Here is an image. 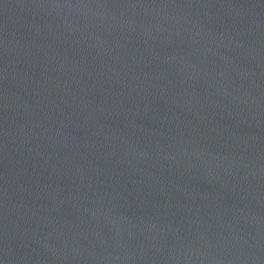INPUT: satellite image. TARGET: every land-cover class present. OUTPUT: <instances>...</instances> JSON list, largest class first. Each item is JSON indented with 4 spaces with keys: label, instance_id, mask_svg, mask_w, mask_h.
Returning <instances> with one entry per match:
<instances>
[{
    "label": "water",
    "instance_id": "1",
    "mask_svg": "<svg viewBox=\"0 0 264 264\" xmlns=\"http://www.w3.org/2000/svg\"><path fill=\"white\" fill-rule=\"evenodd\" d=\"M0 264H264V0H0Z\"/></svg>",
    "mask_w": 264,
    "mask_h": 264
}]
</instances>
